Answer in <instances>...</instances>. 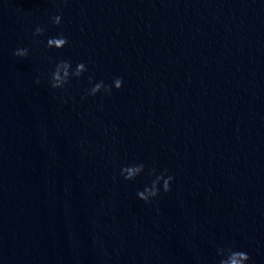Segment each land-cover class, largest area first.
Segmentation results:
<instances>
[{"label":"water","instance_id":"1","mask_svg":"<svg viewBox=\"0 0 264 264\" xmlns=\"http://www.w3.org/2000/svg\"><path fill=\"white\" fill-rule=\"evenodd\" d=\"M60 60L89 69L63 93ZM89 75L123 87L81 99ZM150 168L174 182L146 205ZM217 246L264 264V0H0V264H218Z\"/></svg>","mask_w":264,"mask_h":264},{"label":"clouds","instance_id":"2","mask_svg":"<svg viewBox=\"0 0 264 264\" xmlns=\"http://www.w3.org/2000/svg\"><path fill=\"white\" fill-rule=\"evenodd\" d=\"M62 2L67 4L69 0H62ZM52 23L54 26L60 27L62 17L59 15L53 16ZM32 35L34 37L43 36L45 35V29L37 26ZM68 46L69 41L62 32L56 37L47 39L46 43L48 50L55 49L58 52ZM13 55L22 59L27 58L29 55V49L17 48L13 52ZM88 71L89 69L87 64L83 62L76 64L75 68H73L70 60H60L50 71L48 84L53 92L63 93L67 91V87L73 79L80 80ZM88 82L92 86L84 90V94L81 96V99H86L87 97L94 98L99 94L110 96L113 89L119 91L123 87L122 78H114L111 85H106L103 80L94 82V77L89 75ZM36 83H41L39 77L36 79ZM145 171L146 166L144 163L131 164L120 169V176L125 181L132 182L135 181L137 177L145 174ZM146 174L151 178V183L146 185L143 191L137 192V198L146 205H152L162 193L167 194L171 191L174 176L168 175L167 169L157 174L155 168L148 169ZM113 180L115 181L116 178L113 177ZM216 255L219 257L218 264H249L251 260L246 252L235 250L234 247L217 246Z\"/></svg>","mask_w":264,"mask_h":264}]
</instances>
